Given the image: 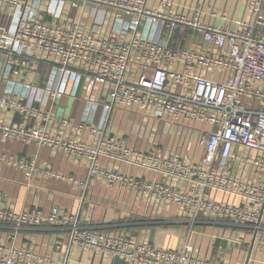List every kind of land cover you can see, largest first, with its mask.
Wrapping results in <instances>:
<instances>
[{
    "label": "built area",
    "instance_id": "1",
    "mask_svg": "<svg viewBox=\"0 0 264 264\" xmlns=\"http://www.w3.org/2000/svg\"><path fill=\"white\" fill-rule=\"evenodd\" d=\"M147 1L0 0V89L11 76L46 68L52 100L73 81L83 83L90 98L99 89L113 109L133 110L167 125L200 123V160L128 147L114 136H101L95 144L73 142L43 127L3 120L0 137L78 151L91 162V178L136 187L158 202L177 204L190 232L204 218L250 231L256 255L252 250L243 264H254L258 253H264V0H245L246 16L231 21L214 9L160 11L148 9ZM11 96L0 95V108L18 109L27 120L52 119L51 112ZM85 127L93 135L102 133L81 125ZM103 157L152 171L162 180L103 167ZM236 166L248 169L250 178L234 175ZM218 192L238 198L240 205L217 200L213 193ZM0 219L18 229L69 227L71 245L132 264H233L200 256L188 241L180 249H166L126 232L85 228L57 207L45 215L38 206L16 212L0 203ZM0 264L66 263L9 245L0 247Z\"/></svg>",
    "mask_w": 264,
    "mask_h": 264
},
{
    "label": "crops",
    "instance_id": "2",
    "mask_svg": "<svg viewBox=\"0 0 264 264\" xmlns=\"http://www.w3.org/2000/svg\"><path fill=\"white\" fill-rule=\"evenodd\" d=\"M148 0V9H195L206 13L218 10L226 13L229 20L243 18L247 14L245 0ZM210 20V17H207ZM220 20L216 19L215 23ZM181 47L184 43H172ZM10 77L0 89V95L11 94L27 107L39 108L52 113V119L27 120L20 110L0 108V120L7 124L43 127L53 135L66 140L95 144L98 139L114 136L125 145L142 150L156 149L160 153H174L198 161L202 149L198 147L197 129L194 123L187 127L158 123L145 119L133 110L113 109L108 98L94 92V97L83 89L82 84L70 81L64 94L56 100L49 98L46 83L49 70L40 68L30 74ZM101 95V97H100ZM64 120H69L65 125ZM99 128L102 133L93 135L87 127ZM188 125V124H185ZM170 149V151H168ZM173 149L174 151H171ZM23 162L35 167H23ZM103 167L115 168L134 178L148 181L162 180L152 171L130 166L120 161L101 158ZM91 162L78 151L44 147L35 142L3 140L0 137V203L16 212L38 206L45 215L54 207L60 213L73 216L79 225L104 231L126 232L132 239L149 242L156 247L180 249L188 241L196 253L207 259L224 263L243 264L249 256L253 235L250 231L231 227L213 219L204 218L190 232L189 220L174 203H162L152 194L138 188L111 185L102 179L91 178ZM37 169V170H36ZM234 175L250 178V172L236 166ZM78 181H84L80 185ZM184 188L185 184H177ZM217 200L240 205V200L223 193H213ZM69 227L45 225L40 228H16L0 219V247L15 245L32 249L41 257L66 264H132L122 257H110L100 253L83 251L71 245ZM225 239V244L218 242ZM256 255L253 250L252 257ZM254 264H264V253H258Z\"/></svg>",
    "mask_w": 264,
    "mask_h": 264
},
{
    "label": "water",
    "instance_id": "3",
    "mask_svg": "<svg viewBox=\"0 0 264 264\" xmlns=\"http://www.w3.org/2000/svg\"><path fill=\"white\" fill-rule=\"evenodd\" d=\"M218 242H220V243H222V244H225L226 240H225V239H222V238H218ZM252 250H253V241H252V243H251V245H250L248 259H249L250 255H251V253H252ZM247 261H248V260H247Z\"/></svg>",
    "mask_w": 264,
    "mask_h": 264
},
{
    "label": "rangeland",
    "instance_id": "4",
    "mask_svg": "<svg viewBox=\"0 0 264 264\" xmlns=\"http://www.w3.org/2000/svg\"><path fill=\"white\" fill-rule=\"evenodd\" d=\"M139 114V113H138ZM168 151H170V149L168 150ZM171 151H174L173 149H171ZM241 229V228H240Z\"/></svg>",
    "mask_w": 264,
    "mask_h": 264
}]
</instances>
